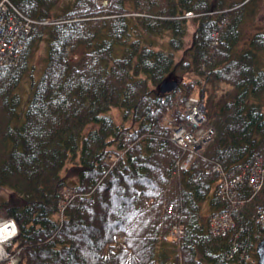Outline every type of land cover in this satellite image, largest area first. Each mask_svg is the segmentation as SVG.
Segmentation results:
<instances>
[{
    "label": "trees",
    "instance_id": "obj_1",
    "mask_svg": "<svg viewBox=\"0 0 264 264\" xmlns=\"http://www.w3.org/2000/svg\"><path fill=\"white\" fill-rule=\"evenodd\" d=\"M60 1L10 0L35 21L19 61L0 67V192H9L0 217L19 226L17 264H239L230 257L234 241L258 258L264 186L253 191L246 179L235 194L221 193L224 175L264 160V31L242 46L255 0L222 14H211L224 6L210 0H75L54 13ZM190 20L196 28L180 66L197 79H176L177 89L163 94ZM166 34L167 48L156 47ZM43 40L47 63L22 110L18 88ZM221 85L229 87L223 98ZM190 96L203 99L214 136L183 169L185 153L170 136ZM112 108L122 110L121 122ZM229 206L243 230L217 235L211 218ZM173 225L184 234L171 236Z\"/></svg>",
    "mask_w": 264,
    "mask_h": 264
},
{
    "label": "built area",
    "instance_id": "obj_2",
    "mask_svg": "<svg viewBox=\"0 0 264 264\" xmlns=\"http://www.w3.org/2000/svg\"><path fill=\"white\" fill-rule=\"evenodd\" d=\"M20 16L25 21L19 20ZM34 23V20L27 19L10 0H0V67L14 65L19 61L23 52V44L30 34ZM43 23L47 24L49 22L44 21ZM223 25L222 23L220 29L223 28ZM218 36L219 31L212 33L211 45L213 48L218 45ZM182 114L183 122L180 124L173 125V122L170 120H167V122L169 125H173L170 136L171 142L185 153L184 160L178 163L180 168L185 169L193 156L197 152L204 150L212 141L214 129L205 126V104L200 97L190 96L187 98ZM212 170L217 171L218 168L214 167ZM245 177L252 190L259 191L264 186V160H257L250 167H242L240 172L234 171L224 175L221 193H226V195L235 194L239 191L240 184L243 183ZM163 209L167 214L174 213V206L171 203L164 204ZM257 213L259 214L258 222L264 224V204L258 207ZM237 220L238 218L232 214L231 210L215 214L210 221L211 229L217 235H226L234 228H237L238 233L243 230V227L241 225L238 227ZM9 221L14 222L18 232L0 244V249H2L0 251V264H17L18 262V258L11 252V248L14 240L19 236V226L13 218H0V225L8 224ZM9 230H11V225H9ZM170 234L173 237H179L184 232L177 225H173ZM233 243L230 257L233 254H238L239 264H252L255 262L248 253L247 244L243 248H240L235 241Z\"/></svg>",
    "mask_w": 264,
    "mask_h": 264
},
{
    "label": "rangeland",
    "instance_id": "obj_3",
    "mask_svg": "<svg viewBox=\"0 0 264 264\" xmlns=\"http://www.w3.org/2000/svg\"><path fill=\"white\" fill-rule=\"evenodd\" d=\"M75 0H61L60 3L53 9L54 13L57 14H62L64 11H66L73 3ZM94 4H98V5H106L108 0H93ZM212 1V3H218V1L222 2V5L224 6L223 10H218L215 12H211V14H222V13H228V8L235 3H238L242 0H210ZM215 5V4H214ZM246 12L247 14L245 15V20L242 24V42L245 45L249 39L251 38V36L257 32V31H264V0H255L252 3H249L246 6ZM192 17V16H189ZM192 19V18H189ZM74 20H78V19H74ZM49 22H52L49 20ZM229 22V18L227 17L225 20L223 19L224 26L226 24H228ZM221 23V24H222ZM223 26V27H224ZM196 28L195 22L193 21H189L188 25H187V34L185 36L184 39V44H185V49L176 52V63H177V67L174 68L172 74L169 76L168 80H176V79H183V80H190V79H197L196 77V73L194 72H186L182 69V67L180 66V63L182 60L187 59L188 55L186 50L189 49V47L191 46V42H192V36L194 33V30ZM168 34H166L164 36V38L160 37L158 38V43L156 47H161V45H165V48H167L166 46V42L168 40ZM159 41H161L159 43ZM82 57L77 55L75 58L72 59L73 63H80L82 62ZM47 63V42L45 40H43L36 48V50L34 51L32 57L29 60V70L28 72L25 74L24 78L22 79L20 86L18 88V92L21 94L22 96V105L20 109H25L29 98L31 97V93L33 91V88L31 87L32 81L35 80L36 82L40 79L45 66ZM176 69V70H175ZM202 75H200V79H202ZM179 85V83H178ZM229 87L225 86V85H221V87H219V89H217V95L222 97L224 96V93H226L227 89ZM206 89L208 90V93L211 90V85L210 83H206ZM215 89V87H214ZM211 93V92H210ZM197 94V93H196ZM207 97V95L205 96ZM217 98V97H216ZM187 100V99H186ZM185 100V101H186ZM184 101V103H185ZM263 109H264V103H263ZM111 114V116L114 118V120L119 123L122 121V110L120 108H112L109 112ZM206 116V114H205ZM207 120V118H206ZM205 126L206 122H205ZM70 167V164L68 163L67 167ZM63 174H65V170L63 171ZM9 192L7 191H1L0 192V196L2 197H6L8 196ZM209 202H210V198L205 201L202 204V213L204 214V220L210 216L211 211L209 209ZM243 204V203H242ZM239 204L237 206V208L239 209V211L242 209L243 205H245V203L242 205ZM232 214H234V216H236L238 209H236L233 206H229ZM238 211V212H239ZM256 214V211L254 209V216ZM238 215V214H237ZM237 217V216H236ZM14 244H12L13 247ZM247 249L251 258L253 259L254 254H253V247L250 246L249 244H247ZM256 248V246H255ZM255 253V252H254ZM246 258V256H245ZM246 261V260H244ZM241 263V262H240ZM252 263V262H251ZM253 264V263H252Z\"/></svg>",
    "mask_w": 264,
    "mask_h": 264
},
{
    "label": "water",
    "instance_id": "obj_4",
    "mask_svg": "<svg viewBox=\"0 0 264 264\" xmlns=\"http://www.w3.org/2000/svg\"><path fill=\"white\" fill-rule=\"evenodd\" d=\"M178 81L176 80H165L159 86V91L163 94L172 92L177 89ZM256 254L258 257L257 264H264V236L256 245Z\"/></svg>",
    "mask_w": 264,
    "mask_h": 264
},
{
    "label": "clouds",
    "instance_id": "obj_5",
    "mask_svg": "<svg viewBox=\"0 0 264 264\" xmlns=\"http://www.w3.org/2000/svg\"><path fill=\"white\" fill-rule=\"evenodd\" d=\"M9 225H11V230H9ZM17 232L18 229L15 227V224L12 221H9L8 224L0 225V244L16 235ZM0 251H2V249H0Z\"/></svg>",
    "mask_w": 264,
    "mask_h": 264
},
{
    "label": "bare ground",
    "instance_id": "obj_6",
    "mask_svg": "<svg viewBox=\"0 0 264 264\" xmlns=\"http://www.w3.org/2000/svg\"><path fill=\"white\" fill-rule=\"evenodd\" d=\"M27 19H29V20H31V18H29V17H27V16H25ZM19 20H21V21H25V19L23 18V17H19ZM33 26V25H32ZM25 43V42H24ZM23 46H24V44H23ZM23 49H24V47H23ZM246 181V177L244 178V182Z\"/></svg>",
    "mask_w": 264,
    "mask_h": 264
}]
</instances>
